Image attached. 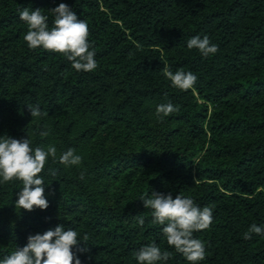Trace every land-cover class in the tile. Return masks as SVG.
Returning <instances> with one entry per match:
<instances>
[{"label":"trees","instance_id":"16d2710c","mask_svg":"<svg viewBox=\"0 0 264 264\" xmlns=\"http://www.w3.org/2000/svg\"><path fill=\"white\" fill-rule=\"evenodd\" d=\"M61 3L88 25L92 72L23 39L21 10L40 9L51 29ZM194 36L218 51L188 49ZM165 67L192 72L194 86L172 87ZM168 103L178 111L158 119ZM28 105L41 117L28 118ZM7 109L15 117L2 137L54 145L57 158L40 174L46 210L17 208L22 182L0 183V260L63 226L78 233L81 264H139L152 243L171 253L158 264H189L144 207L155 192L211 208V226L193 233L205 246L197 264H264V234L244 239L264 228V0H0V115ZM69 149L79 166L59 163Z\"/></svg>","mask_w":264,"mask_h":264},{"label":"clouds","instance_id":"9594fccd","mask_svg":"<svg viewBox=\"0 0 264 264\" xmlns=\"http://www.w3.org/2000/svg\"><path fill=\"white\" fill-rule=\"evenodd\" d=\"M54 15L53 26L49 29L48 17L40 9L27 8L19 12V18L28 26L23 39L30 49L42 48L48 52L59 53L71 62L72 68L77 72H92L97 64L94 59L95 52L89 50V29L85 21L79 20L77 15L65 3L51 10ZM188 49H198L202 56L214 55L218 48L210 44L207 36L201 39L194 36L187 41ZM165 77L171 81L172 87L181 91L191 89L197 77L192 72L177 71L173 73L167 67L163 69ZM29 112L34 118H39L42 112L39 106L28 105ZM178 111L171 103L161 104L156 109V116L163 120L171 113ZM47 136V132H42ZM31 139L18 140L8 136L0 137V183L13 180L22 182V189L17 193L16 207L33 211L36 208L46 210L49 202L45 198L44 180L40 176L45 164L51 156L55 161L57 149L49 145L47 150L37 147L32 149ZM59 163L70 167L79 166L82 157L69 149L59 156ZM55 175L54 170H49ZM84 173H81V179ZM197 182V181H196ZM144 207L152 210L153 223L163 225L162 233L167 243L176 252L182 254L189 264L205 259L204 243L193 238V233L208 229L213 220L212 210L205 206H197L192 198L177 195L175 199L171 194L153 193L152 198H141ZM139 224L144 219L139 218ZM264 234V228L253 224L244 234V239H251L252 234ZM88 237H83L87 242ZM78 233L63 226L48 230L43 234L28 236L27 244L17 248L11 255L0 260V264H81V260L73 252V248L80 244ZM85 251V249H80ZM171 256L168 251H161L155 243L142 247L136 253L139 264H158L167 261Z\"/></svg>","mask_w":264,"mask_h":264},{"label":"rangeland","instance_id":"374dc122","mask_svg":"<svg viewBox=\"0 0 264 264\" xmlns=\"http://www.w3.org/2000/svg\"><path fill=\"white\" fill-rule=\"evenodd\" d=\"M28 118H32L30 112L27 113L26 115ZM13 117H15V114H13L10 110H5L1 115H0V122L2 123L1 128H0V137L3 135V131L5 127L12 121ZM114 188V185L112 186Z\"/></svg>","mask_w":264,"mask_h":264}]
</instances>
